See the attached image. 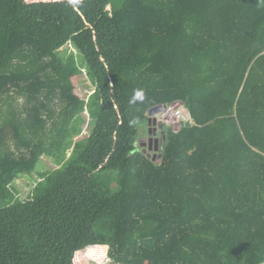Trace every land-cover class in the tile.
<instances>
[{
	"label": "trees",
	"instance_id": "1",
	"mask_svg": "<svg viewBox=\"0 0 264 264\" xmlns=\"http://www.w3.org/2000/svg\"><path fill=\"white\" fill-rule=\"evenodd\" d=\"M99 2L110 7L109 76L67 13L47 25L24 0H0V264H57L59 228L11 222L84 170L86 227L64 251L107 247L111 264H264V0ZM136 90L144 99L131 103ZM177 101L193 124L164 126L154 158L141 128ZM116 123L120 158L94 170ZM44 158L57 168L40 172ZM35 173L24 199L15 182Z\"/></svg>",
	"mask_w": 264,
	"mask_h": 264
},
{
	"label": "rangeland",
	"instance_id": "2",
	"mask_svg": "<svg viewBox=\"0 0 264 264\" xmlns=\"http://www.w3.org/2000/svg\"><path fill=\"white\" fill-rule=\"evenodd\" d=\"M37 13L38 17L47 25L61 23L65 13L68 16L69 31L78 35L87 45L100 70L108 76L110 74L112 60L110 58V39L108 35V20L110 7H103L99 0H24ZM68 52H78L69 47ZM77 93L82 98H87L93 87L91 82L83 74L76 81ZM153 116L152 119L155 120ZM117 124V123H116ZM110 125L105 130V140L90 158L92 168L99 170L114 164L120 158L119 145H117V126ZM155 131L161 138L163 127L156 123ZM179 128L173 129L178 131ZM143 138L149 135V126L146 122L141 128ZM154 131V130H153ZM87 129H84V134ZM164 133V132H163ZM141 145V144H140ZM143 146V145H142ZM155 152H152L154 155ZM158 153V152H157ZM89 162V163H90ZM57 168L56 163L49 158L42 160L40 172ZM93 174L92 171H82L75 176L70 183L60 192L57 199L27 212L24 217L12 220V224H18L24 228L44 230L47 228H59L63 235L61 248L56 254L57 264H111L107 259V247H94L86 251H78L71 254L64 251L65 243L72 239L81 238V232L86 227V210L89 199L88 186ZM39 181L35 173L31 176H20L15 182L18 194L24 199H31L32 190ZM72 238V239H71Z\"/></svg>",
	"mask_w": 264,
	"mask_h": 264
},
{
	"label": "built area",
	"instance_id": "3",
	"mask_svg": "<svg viewBox=\"0 0 264 264\" xmlns=\"http://www.w3.org/2000/svg\"><path fill=\"white\" fill-rule=\"evenodd\" d=\"M155 121L162 127H171L180 129L182 124L191 123L193 119L183 102L177 101L173 104L162 106L161 110L155 115Z\"/></svg>",
	"mask_w": 264,
	"mask_h": 264
},
{
	"label": "water",
	"instance_id": "4",
	"mask_svg": "<svg viewBox=\"0 0 264 264\" xmlns=\"http://www.w3.org/2000/svg\"><path fill=\"white\" fill-rule=\"evenodd\" d=\"M162 106L159 107H155L153 109H151L149 111V121H148V125H149V135L146 138H143L141 141L143 142V147H148V150L150 152H158L159 151V147H160V141L158 139H155L156 136L158 135V132L155 131V125H156V121L152 119L153 116H155L160 110H161ZM192 124L191 123H185V127H191ZM154 130V131H153ZM157 154L154 155V158H156ZM162 156L159 155V161L161 160Z\"/></svg>",
	"mask_w": 264,
	"mask_h": 264
},
{
	"label": "clouds",
	"instance_id": "5",
	"mask_svg": "<svg viewBox=\"0 0 264 264\" xmlns=\"http://www.w3.org/2000/svg\"><path fill=\"white\" fill-rule=\"evenodd\" d=\"M144 99V93L142 90H136L133 94V98L131 100V103H135L137 100H143Z\"/></svg>",
	"mask_w": 264,
	"mask_h": 264
},
{
	"label": "flooded vegetation",
	"instance_id": "6",
	"mask_svg": "<svg viewBox=\"0 0 264 264\" xmlns=\"http://www.w3.org/2000/svg\"><path fill=\"white\" fill-rule=\"evenodd\" d=\"M159 137H160V136H159V135H157L155 139H158V140L160 141V140H161V138H159Z\"/></svg>",
	"mask_w": 264,
	"mask_h": 264
}]
</instances>
